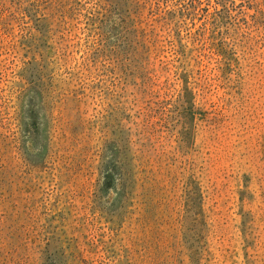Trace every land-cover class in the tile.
Returning <instances> with one entry per match:
<instances>
[{"label": "rangeland", "instance_id": "1", "mask_svg": "<svg viewBox=\"0 0 264 264\" xmlns=\"http://www.w3.org/2000/svg\"><path fill=\"white\" fill-rule=\"evenodd\" d=\"M0 264H264V0H0Z\"/></svg>", "mask_w": 264, "mask_h": 264}]
</instances>
